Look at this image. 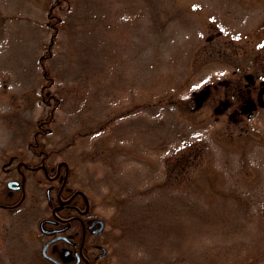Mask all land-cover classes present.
I'll return each instance as SVG.
<instances>
[{
  "label": "rangeland",
  "instance_id": "374dc122",
  "mask_svg": "<svg viewBox=\"0 0 264 264\" xmlns=\"http://www.w3.org/2000/svg\"><path fill=\"white\" fill-rule=\"evenodd\" d=\"M11 155L68 162L93 264H264V0H0ZM50 184L0 208V264H47Z\"/></svg>",
  "mask_w": 264,
  "mask_h": 264
},
{
  "label": "flooded vegetation",
  "instance_id": "af4514ba",
  "mask_svg": "<svg viewBox=\"0 0 264 264\" xmlns=\"http://www.w3.org/2000/svg\"><path fill=\"white\" fill-rule=\"evenodd\" d=\"M45 122H49V119L38 123L39 129L35 136L49 132L47 128L43 129ZM15 158L16 156L11 155L7 163L11 165ZM37 158L38 160L32 161L17 159L11 167H4L3 175L0 176V208L6 213L17 211L26 196L28 176L41 170L51 181L46 190V212L41 214L38 222V229L43 237L41 257L47 264H93L95 257L89 255L85 241L87 232L96 233L98 223L94 222L98 217L91 215L85 192L69 184L71 166L67 161L47 162L46 155H37ZM92 246L102 247L98 243H93ZM99 255L101 253L97 254Z\"/></svg>",
  "mask_w": 264,
  "mask_h": 264
},
{
  "label": "water",
  "instance_id": "95a60500",
  "mask_svg": "<svg viewBox=\"0 0 264 264\" xmlns=\"http://www.w3.org/2000/svg\"><path fill=\"white\" fill-rule=\"evenodd\" d=\"M250 77L251 76H248V78H250ZM95 222L99 223V226L97 227L96 231H100L103 228V225H104L103 221L101 219H97ZM43 250H44V248H43Z\"/></svg>",
  "mask_w": 264,
  "mask_h": 264
}]
</instances>
